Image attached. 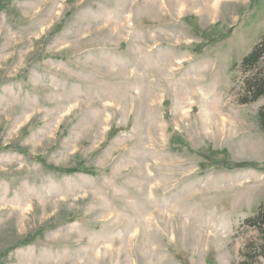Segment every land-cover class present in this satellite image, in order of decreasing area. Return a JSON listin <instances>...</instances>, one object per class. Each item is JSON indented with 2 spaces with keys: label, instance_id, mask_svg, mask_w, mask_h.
I'll use <instances>...</instances> for the list:
<instances>
[{
  "label": "rangeland",
  "instance_id": "1",
  "mask_svg": "<svg viewBox=\"0 0 264 264\" xmlns=\"http://www.w3.org/2000/svg\"><path fill=\"white\" fill-rule=\"evenodd\" d=\"M263 35L264 0H0V264H245Z\"/></svg>",
  "mask_w": 264,
  "mask_h": 264
},
{
  "label": "trees",
  "instance_id": "2",
  "mask_svg": "<svg viewBox=\"0 0 264 264\" xmlns=\"http://www.w3.org/2000/svg\"><path fill=\"white\" fill-rule=\"evenodd\" d=\"M239 68L242 75L238 82L240 89L238 101L241 104H249L264 98V35L243 57ZM258 117L260 126L264 130V104L259 108ZM244 226L256 231L258 235L257 239L245 248V264L248 262L264 264V200L260 203L257 212L244 221ZM258 258H262V261Z\"/></svg>",
  "mask_w": 264,
  "mask_h": 264
},
{
  "label": "bare ground",
  "instance_id": "3",
  "mask_svg": "<svg viewBox=\"0 0 264 264\" xmlns=\"http://www.w3.org/2000/svg\"><path fill=\"white\" fill-rule=\"evenodd\" d=\"M206 93V92H205ZM204 93V96L203 97H205L206 96V94ZM218 117V116H217ZM229 118V117H228ZM230 121V120H229ZM228 120H224V119H221L220 121H219V124H218V128H219V132H223L225 129V127H229V125H230V122H229ZM213 124V123H212ZM233 123H231V125H232ZM210 125V124H209ZM215 125V124H214ZM228 129V128H227ZM218 130V129H217ZM225 132V131H224Z\"/></svg>",
  "mask_w": 264,
  "mask_h": 264
}]
</instances>
